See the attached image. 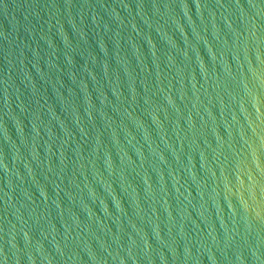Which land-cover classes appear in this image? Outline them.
<instances>
[{
  "label": "water",
  "instance_id": "obj_1",
  "mask_svg": "<svg viewBox=\"0 0 264 264\" xmlns=\"http://www.w3.org/2000/svg\"><path fill=\"white\" fill-rule=\"evenodd\" d=\"M0 264H264V0H0Z\"/></svg>",
  "mask_w": 264,
  "mask_h": 264
}]
</instances>
